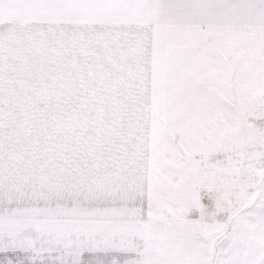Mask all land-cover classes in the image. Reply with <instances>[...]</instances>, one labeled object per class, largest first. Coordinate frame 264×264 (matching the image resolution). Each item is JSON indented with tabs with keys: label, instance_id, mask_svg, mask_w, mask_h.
<instances>
[{
	"label": "snow or ice",
	"instance_id": "snow-or-ice-1",
	"mask_svg": "<svg viewBox=\"0 0 264 264\" xmlns=\"http://www.w3.org/2000/svg\"><path fill=\"white\" fill-rule=\"evenodd\" d=\"M0 264H264V0H0Z\"/></svg>",
	"mask_w": 264,
	"mask_h": 264
}]
</instances>
